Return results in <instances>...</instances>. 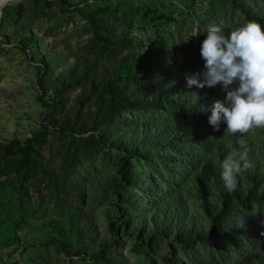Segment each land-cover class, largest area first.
Segmentation results:
<instances>
[{"label":"rangeland","instance_id":"1","mask_svg":"<svg viewBox=\"0 0 264 264\" xmlns=\"http://www.w3.org/2000/svg\"><path fill=\"white\" fill-rule=\"evenodd\" d=\"M235 3L264 18V0H18L0 8V264H104L100 253L113 264H264V202H235L239 212L225 218L238 230L230 238L186 243L207 233L205 205L221 209L219 161L237 151L233 138L264 186L263 128L225 135L223 124L214 130L165 96L172 84L190 100L211 88L187 87L186 74L203 72L209 25L227 32L248 20ZM139 68L144 84L131 79ZM109 81L158 107L127 109L115 125L94 129ZM213 88L209 109L227 91ZM156 130L167 141L198 133L201 142H169L187 161L173 148L129 152L135 141L159 139ZM156 150L171 157L160 161ZM248 186L241 173L238 188Z\"/></svg>","mask_w":264,"mask_h":264},{"label":"clouds","instance_id":"2","mask_svg":"<svg viewBox=\"0 0 264 264\" xmlns=\"http://www.w3.org/2000/svg\"><path fill=\"white\" fill-rule=\"evenodd\" d=\"M204 33L199 50L203 72L186 74V84L189 88L220 84L227 90L223 101H213L209 125L219 130L223 124L224 134L231 136L264 128V25L249 19L227 32L212 24ZM198 100L199 96L193 105ZM251 166L246 150L231 152L219 161V176L227 192L237 189L239 175Z\"/></svg>","mask_w":264,"mask_h":264},{"label":"trees","instance_id":"3","mask_svg":"<svg viewBox=\"0 0 264 264\" xmlns=\"http://www.w3.org/2000/svg\"><path fill=\"white\" fill-rule=\"evenodd\" d=\"M49 2V1H48ZM237 6H240L242 11L245 13L246 18L249 19H255L258 22H260L262 25H264V18L258 14L250 13L249 11L245 10V8L240 4H234ZM22 11V4L19 3L17 7L15 8L14 12L16 14H20ZM2 20V19H1ZM31 43V39L29 36H23L21 38V44L25 48L27 45ZM43 65V66H42ZM141 70L144 69H138L133 74L131 79L133 82L144 84L145 76L141 72ZM39 73L40 78L45 77L48 73L46 67H44V64H41L39 66ZM214 92V88H205L200 91H198L195 95L194 100H190L188 97L185 96L183 89L180 88L178 85L172 84L165 88V96L166 101L169 103H173L174 106L183 108L182 103H186V113H189L190 115L196 117L197 119L201 120H208V116L210 115V109L206 106V100H208L212 93ZM199 100L195 105L196 98ZM188 98L190 101H186L185 99ZM158 107V103L154 99L149 100H138V99H130L126 96H124L121 92V88L118 84H116L113 81H109L98 93L96 98V112L93 119V128H100L102 126H113L116 124L117 121V115L125 111L127 109H133V110H140V109H148V108H156ZM203 109H208V111H205ZM185 113V114H186ZM165 132L162 130H156V137L159 139H153V138H146V139H140L138 141H135L133 143V148L129 150V152L133 153L135 156L138 155H146V151H148L149 154H152V150L158 148L159 151H163L164 153H168L166 151L167 149H174L175 155L179 156H173V157H182V159H190L189 154L186 153L184 149L178 148L177 146H174L172 142L174 140L178 141H187L192 140L194 142H201V137L198 133L194 134L193 136L189 137L185 133H178V136L176 138H171L169 141L163 140L168 139V137L165 138ZM263 134H264V128H263ZM233 143L237 151L240 150H246L245 146L243 145V148H241L242 141L238 140L237 138H233ZM177 147V148H175ZM100 149V148H98ZM149 149V150H147ZM159 151H155V153L158 155L160 161H166L171 156L167 155H161ZM247 159L249 161V157L247 156ZM187 161V160H186ZM250 162V161H249ZM26 163V160L22 158V164ZM251 163V167L244 170L242 174L247 178L249 182V186L246 192L242 191L237 187L235 191L232 193H229L226 191L225 188H222L220 190V196H221V202L222 206L219 211L216 213L211 211L207 205H205V211L207 216L210 219V226L208 228V231L206 234H196L195 237H187L186 243H192V242H209L211 244H218V242L222 238H230L231 231H238L236 227L232 224H229L225 221V218L231 215H235L237 212H239L240 208L238 206H241L243 208L250 206L252 203H256L258 205H261L264 202V186L260 187V179L261 175L258 173L255 169V165ZM29 173V172H28ZM131 177V176H130ZM130 177H127L130 179ZM126 197H123V201H125ZM235 202L238 204V206H234ZM127 203V202H125ZM158 209L159 205L157 206ZM101 259L104 260V264H113L112 261L105 256L98 254Z\"/></svg>","mask_w":264,"mask_h":264},{"label":"bare ground","instance_id":"4","mask_svg":"<svg viewBox=\"0 0 264 264\" xmlns=\"http://www.w3.org/2000/svg\"><path fill=\"white\" fill-rule=\"evenodd\" d=\"M18 0H0V8L7 3H14Z\"/></svg>","mask_w":264,"mask_h":264},{"label":"built area","instance_id":"5","mask_svg":"<svg viewBox=\"0 0 264 264\" xmlns=\"http://www.w3.org/2000/svg\"><path fill=\"white\" fill-rule=\"evenodd\" d=\"M19 246H20V249L23 247V241L22 240H20Z\"/></svg>","mask_w":264,"mask_h":264},{"label":"water","instance_id":"6","mask_svg":"<svg viewBox=\"0 0 264 264\" xmlns=\"http://www.w3.org/2000/svg\"><path fill=\"white\" fill-rule=\"evenodd\" d=\"M20 3V2H19ZM19 3H17V5L19 4ZM1 22V21H0Z\"/></svg>","mask_w":264,"mask_h":264}]
</instances>
